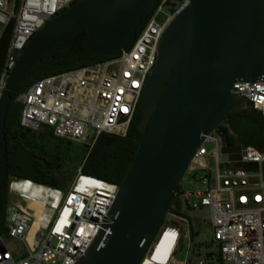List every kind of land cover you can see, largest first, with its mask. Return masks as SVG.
<instances>
[{
	"label": "built area",
	"instance_id": "built-area-1",
	"mask_svg": "<svg viewBox=\"0 0 264 264\" xmlns=\"http://www.w3.org/2000/svg\"><path fill=\"white\" fill-rule=\"evenodd\" d=\"M78 1L0 0V35L12 24L0 69V98L30 39ZM188 4V0H158L130 49L94 65L35 81L16 98L21 106L20 127L47 130L55 138L84 144L88 150L101 133L124 137L154 67L160 40ZM230 92L264 121V81L233 83ZM225 135L217 126L204 137L185 173L190 179L199 178L200 187L189 191L181 187L176 194L178 206L207 212L220 258L216 264H264V144L257 149L231 143ZM205 144L213 147L207 150ZM222 146L238 148L225 155H238L239 159L222 161ZM244 164H255L256 168L246 169ZM19 184H29L45 196L30 198L41 205V217L31 240L28 237L35 210L28 207V198L14 190L13 186ZM117 190L118 185L79 170L65 193L28 180L10 181L9 194H16L25 205L9 203L6 235L0 236V264H75L101 229ZM181 209V215H168L171 219L145 255L144 260L149 259L150 264H176L175 247L187 232ZM8 240L16 241L19 247L10 246ZM163 240L170 245L167 253L158 250Z\"/></svg>",
	"mask_w": 264,
	"mask_h": 264
},
{
	"label": "water",
	"instance_id": "water-1",
	"mask_svg": "<svg viewBox=\"0 0 264 264\" xmlns=\"http://www.w3.org/2000/svg\"><path fill=\"white\" fill-rule=\"evenodd\" d=\"M188 1L166 28L145 82L137 126L142 138L101 229L75 264H142L165 216H176L170 206L195 151L240 104L232 84L264 81V0ZM157 3L81 0L30 39L0 98V191L7 185L4 123L10 92L43 55L82 32L91 54L113 58L130 49ZM220 151L222 161L239 159L225 155L238 148ZM184 220L190 249V220Z\"/></svg>",
	"mask_w": 264,
	"mask_h": 264
},
{
	"label": "trees",
	"instance_id": "trees-1",
	"mask_svg": "<svg viewBox=\"0 0 264 264\" xmlns=\"http://www.w3.org/2000/svg\"><path fill=\"white\" fill-rule=\"evenodd\" d=\"M80 1L72 4L59 15L67 12ZM146 20L147 18L142 20L137 31L145 24ZM11 31L12 24L10 23L0 35V69ZM85 35L86 33L82 32L72 36L43 55L22 82L10 92L11 101L4 123L7 185L0 191V236L6 235L7 231L6 216L10 203L8 192L10 181L28 180L53 189H65L69 187L79 170L83 175L119 186L131 162L132 154L136 151L142 138V133L137 128L141 120L139 103L124 137L101 133L89 150L77 147L68 140L55 138L47 130L31 131L20 127L21 106L16 98L35 81L108 59L85 50L83 46ZM244 106L246 107L244 108ZM229 119L230 121L227 120L218 126L226 134L227 142H237L257 149L263 146L264 121L249 104L240 101L239 106L229 114ZM228 122L231 127L228 126ZM170 211L181 215L176 196L171 203ZM165 223L166 221H163L161 227ZM195 235L197 232L192 229L190 224L191 246ZM158 248L167 253L170 245L163 240ZM206 256L210 259L213 258L211 253H207ZM215 262L220 263L218 254Z\"/></svg>",
	"mask_w": 264,
	"mask_h": 264
},
{
	"label": "rangeland",
	"instance_id": "rangeland-1",
	"mask_svg": "<svg viewBox=\"0 0 264 264\" xmlns=\"http://www.w3.org/2000/svg\"><path fill=\"white\" fill-rule=\"evenodd\" d=\"M75 146L80 148H86L83 146L84 144H80L77 142H73ZM212 144H205V148L208 150L212 148ZM198 177V176H197ZM199 178L190 179V175L185 174L182 182L181 187L184 190H193L195 188L200 187V184L197 182ZM67 187L65 189H59L61 192L65 193L67 191ZM10 198H14V200H10V203H19L20 205L24 206L25 204L18 199L16 194L10 193ZM31 207L36 210L37 206L35 204H31ZM184 215L190 220L192 229L197 232V235L193 237L192 240V246L190 248V253H188L189 250V239H188V233L184 231L183 235L179 239L175 250H174V258L176 259V264H186V261L188 259V264H195L198 260H201L203 264H216L215 259L218 253V247L215 242H213L212 238V231L211 228L208 225V220L206 218L207 212L205 210L202 211H189L186 210L184 207H182L181 210ZM171 218L166 215L164 218V221H169ZM163 227L159 228L158 234L162 230ZM156 235L153 242L156 241V238L158 236ZM10 246L19 247V244L14 240H8ZM159 251H162V249H159ZM207 253L213 254V258L210 259L206 256ZM142 264H150L149 259H146L142 262Z\"/></svg>",
	"mask_w": 264,
	"mask_h": 264
},
{
	"label": "bare ground",
	"instance_id": "bare-ground-1",
	"mask_svg": "<svg viewBox=\"0 0 264 264\" xmlns=\"http://www.w3.org/2000/svg\"><path fill=\"white\" fill-rule=\"evenodd\" d=\"M13 188L17 193L28 198V207L32 208L31 204H35L37 206V209L35 210V215H34L35 216V222H34L32 228L30 230L29 237H28V240H31L32 236L34 235V232L36 231V229L38 227L39 218L41 217V215H39L41 205L36 203V202H31L30 198L32 196H39V195L45 198V196L41 195L42 190H38L37 188H35L29 184L14 185ZM48 194L49 193H47V195Z\"/></svg>",
	"mask_w": 264,
	"mask_h": 264
},
{
	"label": "flooded vegetation",
	"instance_id": "flooded-vegetation-1",
	"mask_svg": "<svg viewBox=\"0 0 264 264\" xmlns=\"http://www.w3.org/2000/svg\"><path fill=\"white\" fill-rule=\"evenodd\" d=\"M246 106H244V108H245ZM228 121H230V119L228 120ZM228 126L229 127H231V124L228 122ZM179 207V206H178ZM179 209H181V208H179ZM182 210V209H181ZM191 224V223H190Z\"/></svg>",
	"mask_w": 264,
	"mask_h": 264
},
{
	"label": "crops",
	"instance_id": "crops-1",
	"mask_svg": "<svg viewBox=\"0 0 264 264\" xmlns=\"http://www.w3.org/2000/svg\"><path fill=\"white\" fill-rule=\"evenodd\" d=\"M11 199L14 200V198H10V200H11Z\"/></svg>",
	"mask_w": 264,
	"mask_h": 264
}]
</instances>
